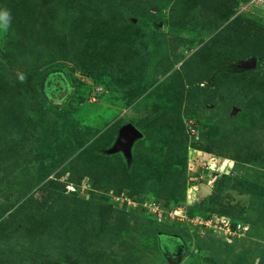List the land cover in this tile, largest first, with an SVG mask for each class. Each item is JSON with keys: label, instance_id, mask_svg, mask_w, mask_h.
<instances>
[{"label": "rangeland", "instance_id": "374dc122", "mask_svg": "<svg viewBox=\"0 0 264 264\" xmlns=\"http://www.w3.org/2000/svg\"><path fill=\"white\" fill-rule=\"evenodd\" d=\"M0 9L11 13L0 32V264H264V0ZM252 58L260 68L241 81L219 71L207 85L219 63ZM149 115L130 160L107 152ZM203 185L211 193L199 196ZM150 202L193 224L223 219L236 235L157 223Z\"/></svg>", "mask_w": 264, "mask_h": 264}, {"label": "built area", "instance_id": "2783aa9c", "mask_svg": "<svg viewBox=\"0 0 264 264\" xmlns=\"http://www.w3.org/2000/svg\"><path fill=\"white\" fill-rule=\"evenodd\" d=\"M204 157H201V156H197V158L194 160V163L197 167H199L201 170L205 169L206 171L207 170H211V171H218V167H216L215 165H217L216 161L215 160H210V159H207V160H204L203 159ZM211 161V162H210ZM214 172V173H215ZM196 174H201L203 172H200V173H197L195 172ZM210 175L212 174V172H209ZM189 181H197V185L199 186L200 185V182L202 181V175H199V176H192ZM196 185V186H197ZM144 207L147 209V211L155 218V221H157L158 223L160 222H163V221H169L168 218L171 219V222L173 221L174 217H176V214H177V210H174V211H167V212H164L162 210V207L155 203V202H150V203H146L144 204ZM178 210H182L181 208H176ZM177 218V217H176ZM194 219V218H192ZM190 218H186V215L182 217H178L177 220L179 221H188L190 223H192V225L194 226H198V227H208V228H212L214 226L216 227H219L222 233V237L225 239V240H228V239H231L235 234L234 231H232L230 229V225L227 221L221 219L219 222H215V220H213L212 218H207L206 220H197L194 222H191ZM199 223V224H197ZM242 230H247V228H242Z\"/></svg>", "mask_w": 264, "mask_h": 264}, {"label": "water", "instance_id": "95a60500", "mask_svg": "<svg viewBox=\"0 0 264 264\" xmlns=\"http://www.w3.org/2000/svg\"><path fill=\"white\" fill-rule=\"evenodd\" d=\"M256 67V60L255 58L246 60V61H235L233 63H230L223 67V69L228 70L232 73H240L245 72L249 70H253ZM141 137L140 131H138L133 125L126 124L122 126L118 130V135L115 140L114 145L112 148L107 151L108 153H117L121 152L122 155L127 159L130 160L131 153L130 149L133 145V143L138 140ZM208 192V193H207ZM211 193V190L207 188L206 186H200L198 195L199 196H205L209 195Z\"/></svg>", "mask_w": 264, "mask_h": 264}, {"label": "trees", "instance_id": "16d2710c", "mask_svg": "<svg viewBox=\"0 0 264 264\" xmlns=\"http://www.w3.org/2000/svg\"><path fill=\"white\" fill-rule=\"evenodd\" d=\"M157 22L159 21V20H156ZM223 41L220 39L219 41H218V47L219 48H221L222 47V45H223ZM221 54H225L226 56H229V59H232L231 58V52L229 51V49H227L226 47H224V49H223V52L221 53ZM234 56H237V55H234ZM239 57V56H238ZM238 57H236V58H238ZM235 61H239V60H235ZM235 61H227L226 63H223V64H221V63H219V65H218V67L216 68V70H217V72H216V74L215 73H212V76L209 78V80L206 82L207 83V85H212V87H213V84L214 83H216V80H217V78H218V75H219V71H227V72H230V71H228V70H225V69H223V67H225L226 65H228V64H230V63H233V62H235ZM260 62H256V67H255V69H253V71H256L257 69H259L260 68ZM250 71V70H249ZM215 72V71H214ZM251 72V71H250ZM250 72H248V71H245V72H240V73H232L231 72V74H228V76L229 77H232V78H235V77H238V78H240V81H241V77L242 76H244L245 74H248V73H250ZM211 75V74H210ZM255 80L258 82L259 80H257V78H255ZM154 117H153V115H149V116H147L146 118H144V119H142V120H140L139 122H137L136 124H134V127L138 130V131H143V127L147 124V123H149L152 119H153ZM185 179H186V176H184V181H185ZM190 216V215H189ZM19 220V219H18ZM19 222H21L20 220H19ZM19 222H18V224L16 225V224H11V226L12 227H18L17 228V230H21V232H23V233H25L26 234V231H28V230H32L34 227H35V225L33 224V227H31V225L29 226L27 223H23L21 226H18L19 225ZM155 223V222H154ZM158 223V222H157ZM157 223H155L156 225H159V224H157ZM160 225H162V224H160ZM50 233V232H49ZM55 233V232H54ZM51 235V234H50ZM49 235V236H50ZM33 239H34V236L32 235L31 236ZM41 237L42 238H45L46 237V229L44 228L43 229V232H42V234H41ZM164 237H166V236H164ZM169 238H171L170 236H168ZM229 248H231V246H228ZM67 256L68 257H71L70 255H68L67 254ZM72 263H74V262H72Z\"/></svg>", "mask_w": 264, "mask_h": 264}, {"label": "clouds", "instance_id": "9594fccd", "mask_svg": "<svg viewBox=\"0 0 264 264\" xmlns=\"http://www.w3.org/2000/svg\"><path fill=\"white\" fill-rule=\"evenodd\" d=\"M11 26V13L8 9H0V32H7ZM21 82L26 80V76L19 75Z\"/></svg>", "mask_w": 264, "mask_h": 264}, {"label": "bare ground", "instance_id": "6f19581e", "mask_svg": "<svg viewBox=\"0 0 264 264\" xmlns=\"http://www.w3.org/2000/svg\"><path fill=\"white\" fill-rule=\"evenodd\" d=\"M208 193V192H207Z\"/></svg>", "mask_w": 264, "mask_h": 264}]
</instances>
